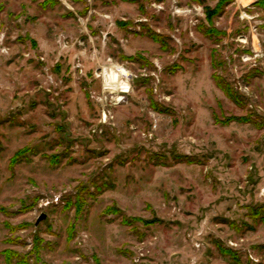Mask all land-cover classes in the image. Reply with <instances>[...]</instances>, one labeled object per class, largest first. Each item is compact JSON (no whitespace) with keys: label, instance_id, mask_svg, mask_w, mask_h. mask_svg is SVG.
<instances>
[{"label":"rangeland","instance_id":"obj_1","mask_svg":"<svg viewBox=\"0 0 264 264\" xmlns=\"http://www.w3.org/2000/svg\"><path fill=\"white\" fill-rule=\"evenodd\" d=\"M0 264H264V0H0Z\"/></svg>","mask_w":264,"mask_h":264},{"label":"bare ground","instance_id":"obj_2","mask_svg":"<svg viewBox=\"0 0 264 264\" xmlns=\"http://www.w3.org/2000/svg\"><path fill=\"white\" fill-rule=\"evenodd\" d=\"M128 75H129V71L126 68L120 67L117 71H112V73L110 75V82H111V84H114L115 86L118 85L117 83H120L121 87L122 88L126 87L124 90L128 91L129 89L127 87H129V85L126 84L124 81H120V78L122 76H128Z\"/></svg>","mask_w":264,"mask_h":264},{"label":"water","instance_id":"obj_3","mask_svg":"<svg viewBox=\"0 0 264 264\" xmlns=\"http://www.w3.org/2000/svg\"><path fill=\"white\" fill-rule=\"evenodd\" d=\"M46 217V214H42L38 219H37V224Z\"/></svg>","mask_w":264,"mask_h":264},{"label":"trees","instance_id":"obj_4","mask_svg":"<svg viewBox=\"0 0 264 264\" xmlns=\"http://www.w3.org/2000/svg\"><path fill=\"white\" fill-rule=\"evenodd\" d=\"M219 84V86L223 89V90H225L226 91V88H224V86L221 84V83H218ZM228 92V91H227ZM229 94V93H228Z\"/></svg>","mask_w":264,"mask_h":264}]
</instances>
